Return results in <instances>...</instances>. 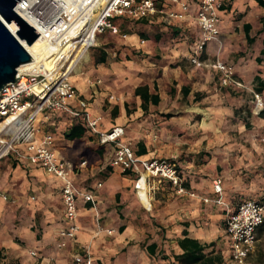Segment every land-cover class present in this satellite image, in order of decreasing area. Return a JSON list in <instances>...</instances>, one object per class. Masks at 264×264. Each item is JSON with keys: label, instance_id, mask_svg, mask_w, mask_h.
I'll return each mask as SVG.
<instances>
[{"label": "crops", "instance_id": "0c3cea01", "mask_svg": "<svg viewBox=\"0 0 264 264\" xmlns=\"http://www.w3.org/2000/svg\"><path fill=\"white\" fill-rule=\"evenodd\" d=\"M155 1L167 12L179 11L171 0ZM179 1L188 5L183 19L156 14L117 20L119 34H99L70 80L91 116L100 118L99 132L120 126L122 141L142 159L173 161L183 191L167 181H148L149 202L141 201L136 177L110 167L112 145H105L101 159L75 170L77 189L91 192L96 205L78 203L79 230L59 247L60 181L38 166L4 157L0 264H71L73 254L86 249L92 264H178L183 239L226 259V207L233 209L243 198H264V110L255 109L252 94L264 102V0H222L220 34L204 47L200 66L190 61L201 35L194 20L196 1ZM214 61L231 65L243 87H223L220 73L207 66ZM138 87L157 95L158 102L148 100L144 107L135 94ZM70 124L64 113L40 123L43 132L53 134L56 153L67 160L70 141L63 132ZM91 135L87 144L99 145ZM217 177L225 206L216 204L219 196L212 190Z\"/></svg>", "mask_w": 264, "mask_h": 264}, {"label": "built area", "instance_id": "2783aa9c", "mask_svg": "<svg viewBox=\"0 0 264 264\" xmlns=\"http://www.w3.org/2000/svg\"><path fill=\"white\" fill-rule=\"evenodd\" d=\"M195 1L197 6L194 20L201 35L194 45L190 61L200 66L204 47L220 34L219 11L222 8V0ZM171 2L179 4V11L167 12L159 8L155 0H111L100 20L93 27H82L75 37L65 43L47 68L38 73L27 70L17 72L16 80L0 89V160L12 156L18 161L42 168L45 173L60 181L63 227L58 232L59 247H64L68 241L74 240L79 230L78 203L95 207L96 201L91 192L79 191L73 179L75 170L85 166L86 160L82 159L74 165L71 161L61 158L54 149L53 134L41 130L40 123L51 121L57 113L80 120L90 133L97 135L98 144L112 145L109 165L123 174L136 177V193L145 191L144 187L148 181H167L177 187L178 192L183 191L181 175L173 161L142 159L129 144L122 141L124 130L120 126L99 132L97 124L100 118L91 116L88 102L81 98L70 80L76 66L82 61L83 54L96 45L99 34L105 31L119 34L114 19L138 21L156 14L166 20L183 19L188 10L187 3L179 0ZM40 19L44 23L49 21L48 16H42ZM55 30L52 26L49 31L52 33ZM45 38L49 37L45 35ZM50 44L54 45L51 42ZM207 66L220 73V84L223 87H243L235 79L231 65L214 61ZM252 94L255 109L264 110L261 96L255 92ZM262 141L264 142V139ZM212 190L219 196L216 204L225 206L220 198L221 178L213 179ZM0 196L6 199L5 195ZM263 228L264 198H243L233 209L226 207L224 234L227 243L226 259L229 264H254L252 257L258 235ZM71 264H92L88 250L73 254Z\"/></svg>", "mask_w": 264, "mask_h": 264}, {"label": "bare ground", "instance_id": "6f19581e", "mask_svg": "<svg viewBox=\"0 0 264 264\" xmlns=\"http://www.w3.org/2000/svg\"><path fill=\"white\" fill-rule=\"evenodd\" d=\"M110 2L111 0H19L14 8L15 12L36 29L40 38L31 45L19 40L30 54L31 60L20 65L17 72H42L58 56L65 43L75 37L82 27H93L100 20ZM42 16L49 17L48 23L42 22ZM0 19L6 28L16 35L17 26L11 21L7 23L1 16ZM52 26L56 30L51 33L49 30ZM45 35L49 38H45ZM86 57L87 53H84L82 58ZM75 70L77 71L78 67ZM138 194L141 201L149 202L144 190H140Z\"/></svg>", "mask_w": 264, "mask_h": 264}, {"label": "trees", "instance_id": "16d2710c", "mask_svg": "<svg viewBox=\"0 0 264 264\" xmlns=\"http://www.w3.org/2000/svg\"><path fill=\"white\" fill-rule=\"evenodd\" d=\"M261 0L259 3L261 4ZM117 20L114 19V24H117ZM126 21L125 19H122ZM146 87H138L135 89V94L139 95L142 100V105L145 107V103L150 100L152 104L158 102L157 95H147ZM71 124L63 132V137L70 141L68 146V160L76 165L81 158H85L88 165L94 163L96 160L101 159L105 145H89L87 140L92 138L91 133L85 127V125L78 119L70 118ZM141 154V153H140ZM179 246L182 248L183 253L175 256V261L178 264H220L222 262L221 256H211L210 253L204 252V247H200L196 241L189 239H183L179 241ZM3 264H20L19 262H4Z\"/></svg>", "mask_w": 264, "mask_h": 264}, {"label": "water", "instance_id": "95a60500", "mask_svg": "<svg viewBox=\"0 0 264 264\" xmlns=\"http://www.w3.org/2000/svg\"><path fill=\"white\" fill-rule=\"evenodd\" d=\"M19 0H0V16L7 23L17 26L16 35L12 34L0 19V89L16 80L17 68L31 60L30 54L20 43L24 40L28 45L34 43L39 33L20 17L14 10Z\"/></svg>", "mask_w": 264, "mask_h": 264}, {"label": "rangeland", "instance_id": "374dc122", "mask_svg": "<svg viewBox=\"0 0 264 264\" xmlns=\"http://www.w3.org/2000/svg\"><path fill=\"white\" fill-rule=\"evenodd\" d=\"M76 67H78V66H76ZM85 67H86V65L84 63L82 65L81 70L85 69ZM74 78H75V76L71 77L72 80ZM15 217L16 218L19 217V211L18 210L15 211ZM19 221H20L19 219H16L14 222V225L17 226ZM30 223H33V218H31ZM34 227H35V225H34ZM17 242H19V241H17ZM252 259H253L254 264H264V228L260 231V233L258 235V241L256 243ZM220 264H229V263H228V260L224 258Z\"/></svg>", "mask_w": 264, "mask_h": 264}]
</instances>
